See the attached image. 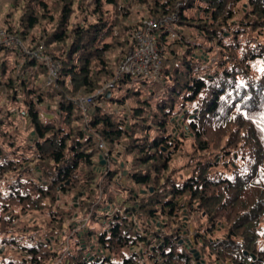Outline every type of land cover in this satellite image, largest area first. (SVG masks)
Here are the masks:
<instances>
[{"label":"trees","instance_id":"obj_1","mask_svg":"<svg viewBox=\"0 0 264 264\" xmlns=\"http://www.w3.org/2000/svg\"><path fill=\"white\" fill-rule=\"evenodd\" d=\"M135 1L147 7L149 18L177 15L179 28L206 42L183 32L171 40L164 29L159 46L174 63L164 65L162 79L121 76L111 97L100 95L86 118L77 98L114 80L136 46L134 32L143 21L132 26L122 0H0V8L5 2L11 6L4 15L7 32L29 38L34 49L40 44L52 48L62 61L60 74L46 90V64L0 44V217L8 214L11 227V215L16 222L27 215V232H22L30 238L28 246L18 247L17 263L49 264L42 246L60 240L67 228L83 237L74 231L76 220L96 217L101 202L115 204L112 193L118 192L126 197L127 213L156 205L171 217L162 221L154 209L147 223L175 232V241L149 232L148 245L153 252L161 250L162 264H197L186 243L179 244L185 238V216L186 231L193 228L194 248L206 264H251V253L257 256L255 264H264V0ZM193 8L198 13L188 15ZM199 50L207 62L196 55ZM133 80L142 88L129 90L132 105L116 115L114 93ZM14 110L29 127H18ZM181 115L191 137L173 143L172 119ZM96 139L108 147L109 167L100 164ZM26 163L38 167L40 177ZM63 194L70 195L69 203L63 204ZM164 199L169 201L163 204ZM107 216L111 228L101 234L99 245L114 260L101 254L95 264H133L127 258L117 262L114 254L130 243L122 225L141 230L140 225L135 216L131 224L130 215ZM44 219L47 233L39 230ZM10 227L3 245L17 243ZM218 231L222 235L215 239ZM176 244L184 246L178 251ZM142 249L134 254L144 257ZM58 255L52 252L50 259ZM85 256L81 253L75 264H93ZM159 258L153 257V264ZM11 260L0 264H17Z\"/></svg>","mask_w":264,"mask_h":264},{"label":"rangeland","instance_id":"obj_2","mask_svg":"<svg viewBox=\"0 0 264 264\" xmlns=\"http://www.w3.org/2000/svg\"><path fill=\"white\" fill-rule=\"evenodd\" d=\"M6 1H9V0H6ZM122 2H123L122 6L125 8V10L129 11V13H130L129 18L131 19L130 24L132 26L136 25L142 21H143V25L145 26V23L147 21L153 20V18L148 17L149 12H148V9L146 6L138 4L135 0H122ZM1 6L2 7L0 9H3V11L1 10L2 15L0 16V32L4 33V36H3L4 38L0 37V44L6 45L9 47H13V48L17 49L18 51H20L21 54L23 53V55L25 54L26 56H28L31 59L42 60L46 64L48 71H49V63L53 64V63L60 62L61 66H62V61L59 60V58L55 57V54H54V51L52 50V48L48 47L46 49L44 47V44H40V45H38V47L36 49H34L36 47L34 44H33L34 48L32 46H29V44H28L30 42L29 38H27L26 40H23L19 36L14 35L13 33L7 32L6 28L4 27V25H5L4 21L7 20L8 17L5 18L4 15H6L7 12L11 10V6H10V3H7V2L2 4ZM106 8H110V7L106 6ZM197 13H198L197 8L187 10L188 15H194ZM174 16L177 17V15H174ZM171 18L172 17L165 18L166 20L165 19L164 20L169 21ZM173 22H171V23L174 24L175 32L177 34L183 32V33L187 34L188 36H191V38L194 40L198 39L201 42H204V43L206 42L200 38L193 36L192 34L194 32H191V30L187 31V29L184 27L179 28L178 21L177 22L173 21ZM137 30H139V29H137ZM169 39L172 40L174 38H169ZM163 50H164L163 54H164V61H165L164 65L165 64L170 65V67H171L174 63V58H173V56L170 55V53L166 52L165 49H163ZM196 55L199 56V58L204 60L205 62H207L209 60V57L204 52H202L201 50H199L196 53ZM126 56H125L124 60L126 59ZM46 58H48V59L46 60ZM124 60H123V62H124ZM122 63H121V65H122ZM21 64L22 63H19L18 66L20 67ZM120 66L117 69L116 74L119 71ZM59 74H60V72L58 73V75ZM58 75H57V77H58ZM49 76H50V74H49ZM48 77L45 79V81H43L44 87H47ZM139 86L142 88L141 83L139 81L133 80V82H128V83L122 84L121 88L117 89L115 91V93H114L115 94L114 95L115 103L114 104L112 103L111 109L115 110L117 112L116 115H122V114H124V112H128L130 106L132 105V98H128V95L130 92L129 90L134 91V90L138 89ZM50 88H51V86L48 87V89L47 88H45V89L49 90ZM102 88H104V87H102ZM102 88H100V89H102ZM0 91H3V87H0ZM98 91H96L93 95H95ZM93 95L83 96V97L80 96L79 98H77V101L80 99H85L87 97H91ZM111 95H112V92H111ZM124 100H126L125 103H123ZM104 102H103V105L106 104V101H104ZM51 105L53 106V103H50L49 106H51ZM12 115H13L15 122L17 121L19 128L20 127L25 128V126L29 127L30 122H27L24 124V121L19 118V111L16 112V110H14ZM172 124H173V129H172V135L173 136H172L171 141L173 143L177 141L178 137L181 138L182 136H184L187 139L191 137V134H190L187 126L184 124L183 115L174 117L172 119ZM33 132H31V134L29 135L30 138H32L35 135V134L34 135L32 134ZM13 149H14L13 147H10L9 152L13 153L12 152ZM166 150H167V148L164 147L163 151H166ZM26 151H28V150H26ZM170 151H172V150L170 149ZM177 156H178V154L175 155V157H177ZM30 159L33 160L34 157L33 156L30 157ZM103 160L105 161V164L101 165V166L102 167H109L110 163H111V157L108 160L103 158ZM26 165L31 166L33 168L34 174L36 176L40 177V171L38 170V167L35 168L30 163H26ZM123 165H124V163H122V166ZM1 183L2 182L0 181V189L2 188ZM139 193L144 194L145 191L140 189ZM78 198H79V195H76L73 199V203L76 205V207H78V205L80 203ZM112 198H113L115 204H109V203H106L105 201H102L100 204V208H99L100 210L96 209V211H97L96 217L90 218L88 225H87L89 228V233H90L89 235H86L85 237L79 238V234H74L73 230H70L67 228V230H66L67 234L65 236L62 234V237L60 238V240H55L52 242V244L46 242V244H44L42 246L43 252L48 254L46 256V261H47L46 263L50 264L53 262L52 264H55L60 259H62L64 262L71 261L72 264H75V258L79 257L81 255V253L84 255H88V254L95 255L97 251H96V249L95 250L92 249V247L94 245H99L100 239H101V234L106 233L111 228V226H110L111 225L110 224L111 217H108V216L106 217V211H105L109 205L116 206L117 208H119L121 210L122 215H126V216L130 215V218H129L130 224L132 223V217L135 216L136 224L138 223L141 227L140 228L141 230H137L136 226H130V228L127 229L125 226L122 225V228H121L122 233H123V235L127 236L130 239V243L128 245H124L123 247H120L117 249V253L114 254V256L117 257L116 258L117 262H123V259L127 258V259H131L133 264H153V262L155 260V259H153V257L159 258V256L161 255V250L157 249L156 252H153L151 250V247H149L148 241L150 240V236H149L150 231L153 233L157 232L158 235H161V238L170 237L171 240L175 241V239H176L174 237L175 232L170 227H165V228L161 229L160 231H158V229H153V228L151 229V227L147 224L151 219V213L150 212H151V210H154V209L158 210L157 218H160V220L164 221V220H167L168 218H171L170 216H168L167 214H164L162 212L161 207L156 208L155 207L156 205L155 206L149 205L146 210L137 209L134 212L130 211L129 213H127V206L124 205L122 202V200L126 199L125 195L120 194L118 192H113ZM70 199H71L70 195L63 194V196H62V201L64 202L63 204L69 203ZM93 199L94 198H92V200ZM92 200H89V202H92ZM168 201H169V199H164L163 204H166ZM87 202H88V200H87ZM180 207H179V203H178L177 208H180ZM76 210H78V209L73 208L74 213ZM42 211L47 213L48 208L45 207V208H43ZM15 213H19L22 215V213H20L19 211L15 212ZM15 213L13 215H18ZM2 215L3 216L0 217L1 218V220H0V261L2 259H6V260L10 261L11 258H13L14 260H11V261L17 263V261L19 262V258L21 256L20 252L18 251V247L19 246H23V247L28 246L29 240H30V238L27 237V234H23V232H22V229L25 233L27 232V228L25 230L24 226L26 225L25 220L28 218V216L24 215L23 218H20V216H19V218L21 220H17V222H16L15 218H13L11 215V218L13 220H12V225L10 227V222H9L10 220H8L5 217V216H8V214L7 215L2 214ZM76 216H77V214H76ZM185 219H186L185 220L186 222L184 223V232H183V235L185 237L184 240L189 239L192 242V245H193L192 247L194 248V243H193L194 235L190 234V233H194V232H192L193 228L190 227L189 230L186 231L187 228L189 227V223L187 222L188 216H185ZM64 220H65V222H67V225H70V221H69L68 216H64ZM80 220H82V219H78V220H76V222L80 221ZM151 220H153V219H151ZM176 221L177 222L179 221V217L176 219ZM48 223H49V221H47L46 219L42 220V222L39 223V230H43L45 233H47L48 232ZM160 225H161V222L157 223L156 227L158 228ZM174 226H175L174 228L179 227V222ZM9 227L15 229L14 234H13V236L15 237L16 242H17L15 245H3V243H2V239L4 238L3 234L6 232V229L7 230L9 229ZM154 230H157V231L155 232ZM77 233H79V232H77ZM72 234H74V236H72ZM221 235H222V232L218 231V233L216 235H214V238L217 239ZM71 236H72V238L68 239ZM78 239L80 240V244H78V242H77ZM43 243H45V242H43ZM133 245L138 246L139 253L141 251V248H144V250H145L144 257H142L141 254H139V255L134 254ZM182 246H184V245L178 244L176 247L177 250L178 251L181 250ZM194 249H196V248H194ZM52 252H54V253L59 252V255L55 259L54 258L50 259V257L52 256ZM209 252H210L209 248L207 247L206 254L208 255Z\"/></svg>","mask_w":264,"mask_h":264},{"label":"built area","instance_id":"obj_3","mask_svg":"<svg viewBox=\"0 0 264 264\" xmlns=\"http://www.w3.org/2000/svg\"><path fill=\"white\" fill-rule=\"evenodd\" d=\"M166 20V19H165ZM164 19L147 21L143 28H140L134 32V39L136 41V46L134 49L130 50L126 56V59L120 66L119 71L116 74V77L113 81L109 82L104 88L100 89L95 95L87 97L85 99H80L77 101L78 105L84 112L86 118L91 116L94 111V108L98 104V98L100 95H105L109 92H112L115 83L120 80L121 76H129L130 78H141L144 80L158 81L163 77V67H164V50L159 46V40L161 38V33L165 29L168 32L169 38H177L178 34L175 32L174 22L178 21V16L172 17L169 21ZM173 22V23H171ZM4 33L0 32V37L4 38ZM48 58H46L47 60ZM61 69L60 62L50 64L49 63V74L50 76L47 79V88L50 87L57 77ZM101 149V155L105 159H109L111 156L107 145L96 139ZM116 213H121V210L116 206L109 205L106 209V214L111 216ZM90 218H84L80 221L75 222V232H80L85 237L88 234V222ZM94 247V248H93ZM92 248L95 250L98 255L88 254L85 256V259L95 264V262L100 263L103 259L101 254H105L110 260H114V257L110 255L106 249L102 248L100 245H94ZM134 251L139 252V248L134 246ZM143 249L141 248V253ZM92 258V260H91ZM53 263V262H52ZM50 263V264H52ZM55 264H72L70 261L64 262L60 259ZM109 264V263H108ZM157 264H162L161 259L157 260Z\"/></svg>","mask_w":264,"mask_h":264},{"label":"water","instance_id":"obj_4","mask_svg":"<svg viewBox=\"0 0 264 264\" xmlns=\"http://www.w3.org/2000/svg\"><path fill=\"white\" fill-rule=\"evenodd\" d=\"M111 97V92H109L107 94V98H110ZM33 135L35 134V132L32 133ZM162 149L164 150V147H162ZM100 163L101 165H104L105 164V161L103 160V156L100 155ZM126 174V172H125ZM45 183V182H44ZM146 192V191H145ZM186 243V248L189 249V252L193 255L194 259L196 260V263L197 264H206V261L201 257L199 251L197 249H194L192 246V242L189 240V239H186V240H183L181 239L179 241V244H183V243ZM94 248V247H93ZM92 248V249H93ZM248 252H246L245 254H247ZM251 258H252V262L251 264H255L256 261H257V256L253 253L250 254ZM92 260V258H91Z\"/></svg>","mask_w":264,"mask_h":264}]
</instances>
